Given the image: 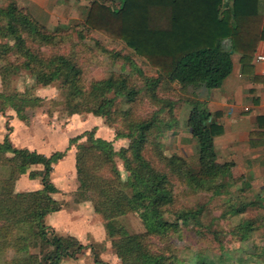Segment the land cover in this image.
<instances>
[{
    "label": "trees",
    "instance_id": "16d2710c",
    "mask_svg": "<svg viewBox=\"0 0 264 264\" xmlns=\"http://www.w3.org/2000/svg\"><path fill=\"white\" fill-rule=\"evenodd\" d=\"M87 1L82 28L76 29L80 43L74 46L92 41L110 58L122 60V72L91 80L89 87L85 86L76 50L70 54L61 51L57 30L49 32L27 8L9 0L0 3V80L4 88L0 104L6 103L23 118L26 109L42 103L36 97L7 92L12 76L22 71L37 85L56 86L70 114L88 113L106 118L109 127L117 125L115 138L129 139L127 148L118 152L109 141L96 138L94 131L82 135L86 140L76 146L75 153V202L90 203L104 221L112 254L120 264H184L169 233L179 234L182 226H187L203 229L219 241L217 231L202 218V204L176 206L177 189L193 195L210 194L209 201L225 197L227 210L222 219L225 214L240 216L244 211L230 205V189L236 181L231 165L216 162L213 138L218 131L211 115L201 101L187 97L185 89L218 88L231 73L232 53L241 55L243 69L250 66L257 44L264 41V0ZM91 33L122 43L155 74L148 75L128 54L120 56L93 41ZM225 40H230V48L224 46ZM117 100L122 101L118 110L113 108ZM181 103L190 106L185 126L198 142L196 168L163 152L161 137L181 128ZM62 158L64 154L48 158L16 148L7 136L0 143V264H59L85 249L100 263L92 247L82 246L74 238L64 242L44 223L48 214L60 210L53 198L58 190L50 176ZM182 169V178L171 180ZM27 173L30 179H40L41 189L17 192V180ZM136 207L147 221L143 232L129 233L118 224V218ZM246 227L245 223L236 225L230 234ZM195 235L203 238L200 231Z\"/></svg>",
    "mask_w": 264,
    "mask_h": 264
},
{
    "label": "rangeland",
    "instance_id": "374dc122",
    "mask_svg": "<svg viewBox=\"0 0 264 264\" xmlns=\"http://www.w3.org/2000/svg\"><path fill=\"white\" fill-rule=\"evenodd\" d=\"M14 1L19 7L24 8L23 5H25V3L22 0ZM54 1L55 0L52 2L55 7L59 4V8L56 9V14H54V17L57 20L59 19V21L53 19L51 23L52 27L41 25L45 26L49 32L57 30V41H59L58 45L61 51L70 54L73 48L76 50L75 53L78 55L79 64L84 70V85L88 86L91 80H103L113 73H121L122 60L110 58L108 53L105 54L94 47L92 41H86L76 47L74 46L80 43L76 29L79 30L82 28L81 25L85 19L89 1ZM3 2L0 1L1 5L9 2V0H4ZM56 22L59 24L54 26ZM90 36L93 41L99 42L115 54H119L120 56L128 54L130 60L136 65H140L148 75L152 76L155 74L147 67L142 59L131 54L122 43L113 42L98 33H91ZM124 72L126 73V71ZM9 86L7 92L10 94L36 97L41 99L42 103L31 109H26L21 114L23 118L17 116L16 112L6 103H1L0 134L3 128L4 133H6L5 136L8 137L11 144L19 149H28L31 151L36 148L34 145L38 144L39 147L37 148L39 150L37 153H44L48 158L54 154H64V158L53 166V172L50 176L51 183L58 190V192L53 195V198L60 204V210L48 214L44 218L45 225L52 228L64 242L68 243L71 238H74L82 246L92 247L100 263L120 264L118 259L112 254L111 243L106 237L104 221L94 212L90 203L75 202L74 194L77 190L78 183L76 181L74 161L76 146L86 140V136H82L86 132L94 131L96 138L109 141L116 152L127 148L129 139H116L115 130L118 126L109 127L108 120L104 117H95L88 113L70 114L65 98L56 86L51 85L43 87L37 85L34 78L26 72L20 71L15 73L11 78ZM3 91L4 88L0 80V94H3ZM184 105L181 103L180 109L178 110L181 123L184 117L182 112ZM121 107L122 101L117 100L113 108L118 110ZM139 112L141 111L139 110ZM181 131L182 128L178 131H173L174 133L167 131L161 137V142L164 144L163 152L167 157L175 155L176 157L182 158L185 149L188 151L186 146L182 145ZM74 139H76L77 142L71 144L70 141ZM72 157H74L73 162L69 160ZM68 160L70 162H67ZM116 163L122 176L125 177L126 173L123 171L121 162L117 159ZM32 169L40 170L38 167H33ZM183 171L185 170L182 169V172L175 174L171 177V180L175 181L182 178L184 175ZM22 178L20 186L22 185L21 188L24 192L41 189L39 178L30 179L28 173L22 176ZM27 178H29V180ZM26 181L29 182V184L26 183ZM175 195L176 206L178 208H194L196 205L200 204L205 207V214L202 218L205 223L211 224L213 229L217 231V239L219 241L217 242L215 236L211 233H207L203 229H196V231H200L203 234V238L198 237L195 235L196 231L187 226H182L179 234L169 233V236L178 249L179 257L184 264L216 263L218 258L221 257V248L223 249L222 252L229 251V247H233V249L240 248V243L236 242V238H231L230 234L232 229L238 224L239 218L227 216L226 214L224 219L221 217L227 210L226 206L223 204L226 201L225 197H215L209 201L211 197L210 194L202 193V195H193L185 189H177ZM255 215L254 210H248L243 217L254 221ZM146 221L144 213L139 207H136L132 213L118 218V224L124 227L129 233L143 232ZM103 237L105 240H103ZM229 244H231V246ZM106 245H108V248H106ZM100 263L95 261L93 253L89 249H85L82 254L76 256L74 259L65 258L59 262V264Z\"/></svg>",
    "mask_w": 264,
    "mask_h": 264
},
{
    "label": "crops",
    "instance_id": "0c3cea01",
    "mask_svg": "<svg viewBox=\"0 0 264 264\" xmlns=\"http://www.w3.org/2000/svg\"><path fill=\"white\" fill-rule=\"evenodd\" d=\"M22 1L25 3L23 7L28 9L35 20L46 27H52L59 4L55 7L53 0ZM58 24L56 22L54 26ZM261 30L264 32V17ZM223 44L226 48L231 46L230 40H225ZM257 55H264V41L257 44L247 68L241 67L239 53L231 54V73L218 88L208 90L205 87L188 86L185 89L187 97L197 98L211 115L210 120L218 131L213 138L216 162L231 165V173L236 181L230 189V205L244 210L240 216L232 217L239 218L237 226L242 223L247 225L245 231L231 235L240 243V248L229 247V251L225 252L221 248V257L212 264H264V62L257 63ZM189 111L190 106L185 104L182 108L184 117L180 135L182 145L188 151L185 149L182 158L194 168L198 165V142L185 126ZM5 134L2 128L0 143ZM34 146L36 148L31 151L37 152L39 145ZM73 159L69 160L73 162ZM21 178L15 184L17 192H24L20 186L24 177ZM248 210H254V221L243 217Z\"/></svg>",
    "mask_w": 264,
    "mask_h": 264
},
{
    "label": "built area",
    "instance_id": "2783aa9c",
    "mask_svg": "<svg viewBox=\"0 0 264 264\" xmlns=\"http://www.w3.org/2000/svg\"><path fill=\"white\" fill-rule=\"evenodd\" d=\"M255 61L258 62H264V55H257Z\"/></svg>",
    "mask_w": 264,
    "mask_h": 264
}]
</instances>
